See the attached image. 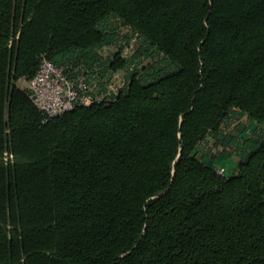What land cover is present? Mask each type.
I'll return each mask as SVG.
<instances>
[{"label":"trees","instance_id":"16d2710c","mask_svg":"<svg viewBox=\"0 0 264 264\" xmlns=\"http://www.w3.org/2000/svg\"><path fill=\"white\" fill-rule=\"evenodd\" d=\"M43 57L126 85L48 117ZM0 264H264V0H0Z\"/></svg>","mask_w":264,"mask_h":264},{"label":"built area","instance_id":"2783aa9c","mask_svg":"<svg viewBox=\"0 0 264 264\" xmlns=\"http://www.w3.org/2000/svg\"><path fill=\"white\" fill-rule=\"evenodd\" d=\"M125 28V27H123ZM127 32L129 28H125ZM130 45L125 46L121 56L132 53L135 36L131 32ZM125 44V42H123ZM121 73H114L109 78L94 74L69 76L62 66H58L46 58H42L37 71L27 84V95L31 102L46 116H60L76 105L106 103L116 99L120 89L126 85V80L114 81ZM212 153L215 152L213 148ZM12 155L5 153V160ZM218 174L228 175V169L223 164L215 166Z\"/></svg>","mask_w":264,"mask_h":264},{"label":"rangeland","instance_id":"374dc122","mask_svg":"<svg viewBox=\"0 0 264 264\" xmlns=\"http://www.w3.org/2000/svg\"><path fill=\"white\" fill-rule=\"evenodd\" d=\"M121 33H128L129 34V32H127V30L125 29V28H122L121 29ZM130 35H132L131 34V32H130ZM107 52V49H104L103 50V53H106ZM122 78H124V76L122 75V74H119V76L118 77H116V78H114V81H119V80H122ZM23 84L26 86L27 84H28V82H23ZM241 123L242 124H244L245 126H250V124L248 123V121H247V119L245 118V117H243V118H241ZM233 127V126H232ZM211 145V144H210ZM213 147H214V149H215V152L214 153H217V152H219V150L221 149L220 148V146L218 145V144H213ZM222 162H224V161H222ZM225 163V162H224ZM230 171L232 170V168L233 167H231V166H227V165H225Z\"/></svg>","mask_w":264,"mask_h":264},{"label":"crops","instance_id":"0c3cea01","mask_svg":"<svg viewBox=\"0 0 264 264\" xmlns=\"http://www.w3.org/2000/svg\"><path fill=\"white\" fill-rule=\"evenodd\" d=\"M249 123V122H248ZM250 124V126H248L249 128L251 127V123H249ZM225 164L228 166H231V167H234L235 166V160H234V158H232V157H230V158H227L226 160H225Z\"/></svg>","mask_w":264,"mask_h":264}]
</instances>
